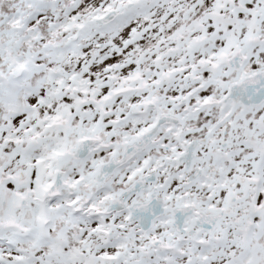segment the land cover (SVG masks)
<instances>
[{
  "label": "snow or ice",
  "instance_id": "1",
  "mask_svg": "<svg viewBox=\"0 0 264 264\" xmlns=\"http://www.w3.org/2000/svg\"><path fill=\"white\" fill-rule=\"evenodd\" d=\"M0 264H264V0H0Z\"/></svg>",
  "mask_w": 264,
  "mask_h": 264
}]
</instances>
